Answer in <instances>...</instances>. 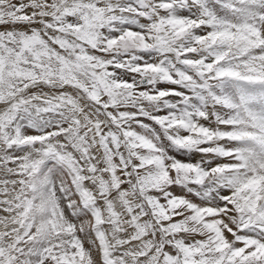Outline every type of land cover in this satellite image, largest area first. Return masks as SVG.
<instances>
[{"label": "snow or ice", "instance_id": "6c2138e0", "mask_svg": "<svg viewBox=\"0 0 264 264\" xmlns=\"http://www.w3.org/2000/svg\"><path fill=\"white\" fill-rule=\"evenodd\" d=\"M0 264H264V0H0Z\"/></svg>", "mask_w": 264, "mask_h": 264}, {"label": "bare ground", "instance_id": "6f19581e", "mask_svg": "<svg viewBox=\"0 0 264 264\" xmlns=\"http://www.w3.org/2000/svg\"><path fill=\"white\" fill-rule=\"evenodd\" d=\"M86 247H87V245H86Z\"/></svg>", "mask_w": 264, "mask_h": 264}]
</instances>
